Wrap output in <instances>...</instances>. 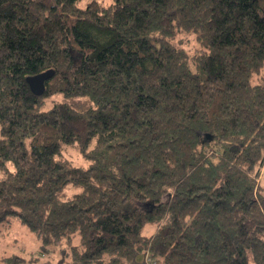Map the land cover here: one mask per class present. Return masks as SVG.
I'll list each match as a JSON object with an SVG mask.
<instances>
[{
    "label": "trees",
    "instance_id": "16d2710c",
    "mask_svg": "<svg viewBox=\"0 0 264 264\" xmlns=\"http://www.w3.org/2000/svg\"><path fill=\"white\" fill-rule=\"evenodd\" d=\"M81 2L0 0V227L36 264H264V0Z\"/></svg>",
    "mask_w": 264,
    "mask_h": 264
},
{
    "label": "rangeland",
    "instance_id": "374dc122",
    "mask_svg": "<svg viewBox=\"0 0 264 264\" xmlns=\"http://www.w3.org/2000/svg\"><path fill=\"white\" fill-rule=\"evenodd\" d=\"M91 0H82L79 3L80 7H85V5ZM104 6H109L113 0H97ZM184 41V46L186 50L193 55L198 49V43L193 35L184 34L181 38ZM55 101H63L61 96H56L50 99V105ZM74 107L80 109L83 108L87 100L78 98L68 100ZM64 158L69 161L73 166H86L82 155L74 147H68L64 151ZM262 185L264 187V169L262 173ZM74 192L69 190V194ZM40 242H38L35 236L24 226L20 225L18 222H14L11 227H0V257L2 256H12L20 255L25 259H28L29 264H36L34 261L35 255L40 252ZM60 249L48 248V252L43 257L42 262L37 264H58L60 261Z\"/></svg>",
    "mask_w": 264,
    "mask_h": 264
},
{
    "label": "water",
    "instance_id": "95a60500",
    "mask_svg": "<svg viewBox=\"0 0 264 264\" xmlns=\"http://www.w3.org/2000/svg\"><path fill=\"white\" fill-rule=\"evenodd\" d=\"M52 71L43 72L27 78V82L33 93L42 95L46 89V82L53 76Z\"/></svg>",
    "mask_w": 264,
    "mask_h": 264
}]
</instances>
